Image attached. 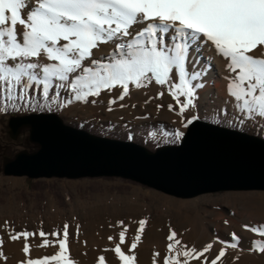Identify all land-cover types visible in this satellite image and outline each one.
<instances>
[{
    "label": "snow or ice",
    "instance_id": "snow-or-ice-1",
    "mask_svg": "<svg viewBox=\"0 0 264 264\" xmlns=\"http://www.w3.org/2000/svg\"><path fill=\"white\" fill-rule=\"evenodd\" d=\"M137 25L144 26L137 30ZM109 43L115 45L110 61L92 58L94 50ZM205 46L213 47L228 61L227 92L234 107L249 117L264 118V0H0V112L52 104L65 107L117 86L123 89L118 98L123 100L130 85L146 87L145 81L154 80L169 87L183 115L196 107L197 89L204 87L193 82L203 75V69L197 71L195 66ZM193 53L197 59L190 61ZM88 60L91 66H85ZM188 62L193 64L191 71L186 67ZM174 70L178 82L172 79ZM34 87L41 90L43 104L29 94ZM65 89L71 98L59 102ZM50 90L54 94L50 95ZM112 103L115 101H109ZM196 119L192 116L187 123ZM173 135L179 139L184 133L177 130ZM138 223L129 251L141 240L146 221ZM251 230L264 236V226ZM126 231H120V243L105 251H113L122 264H135V255H127L121 248ZM34 235L28 231L10 233V239L23 237L27 255L28 238ZM49 235L56 239H49ZM39 236V247L58 245V250L22 264H80L69 254L67 223L62 238L57 231H40ZM176 237L177 233L170 230L168 250L175 255L164 256L163 264H189L190 259L202 257L207 261L204 254L212 244L200 251L194 247L183 250L177 247L181 241ZM232 238L236 242L230 247L235 249L239 237L233 233ZM3 243L0 238V245ZM253 243L261 245L259 240ZM255 250L264 252V246ZM159 255L156 253L154 260ZM225 255V247H221L210 264H217ZM0 258L7 259L2 249ZM97 264H106L104 255L99 256Z\"/></svg>",
    "mask_w": 264,
    "mask_h": 264
},
{
    "label": "rangeland",
    "instance_id": "rangeland-1",
    "mask_svg": "<svg viewBox=\"0 0 264 264\" xmlns=\"http://www.w3.org/2000/svg\"><path fill=\"white\" fill-rule=\"evenodd\" d=\"M195 59L193 53L190 61ZM220 61L225 68L211 64V76L228 71V61L224 57ZM203 66L204 60L199 62V68ZM172 79L178 82L175 70ZM207 81H210L208 89H197L196 107L186 110L183 115L180 114L181 105L172 97L169 87L158 85L154 80L151 83L145 81L146 87L130 85L129 94L123 100L118 99L123 89L117 87L102 90L99 96H89L86 101H73L65 107L52 104L51 107L41 108V111L56 112L64 123L73 127L99 136L131 140L152 151L164 144H179L182 137L176 139L173 134L177 130L184 133L192 116L264 139V118L249 117L240 112L233 101L220 96L213 79L204 75L203 84ZM29 94L36 97L39 104L44 103L40 89H29ZM52 94L54 90H50ZM71 95L69 90H61L59 102L66 103ZM109 101L115 103L110 105ZM122 104L124 107H121ZM41 111L21 107L0 112V238L4 241L0 249L9 263L15 264L18 258L8 247L10 233H35L28 238L29 246L36 242L34 251L42 250L50 255V248H58V245L39 247L42 243L40 231L48 234L57 231L62 238L63 227L67 223L69 250L80 251L85 247L95 248L98 242L105 241H112L114 248L120 243V231L126 228L125 243L121 248L129 249L137 234L138 222L143 219L146 224L137 247L146 245L155 250L158 246L163 248L166 256L175 255L168 250L170 241L167 237L172 230L177 233L176 239L181 241L177 247L183 250L194 247L200 251L212 244L210 251L204 254L206 262L202 257L200 260L190 259L189 264H210L221 247H225L226 255L217 264H264V252L255 250L264 246V236L251 230L264 226V189L220 190L181 197L117 176L28 178L4 175L2 161L5 157H12L23 149L35 150L28 139L27 129L15 139L9 136L8 118L15 114ZM233 233L239 237L235 249L230 247L236 242L232 238ZM109 236L113 240H109ZM48 238L56 239L50 235ZM20 239L24 240L23 237ZM257 240L261 241V245H254ZM134 250H131L132 255ZM135 257L137 259V255Z\"/></svg>",
    "mask_w": 264,
    "mask_h": 264
},
{
    "label": "water",
    "instance_id": "water-1",
    "mask_svg": "<svg viewBox=\"0 0 264 264\" xmlns=\"http://www.w3.org/2000/svg\"><path fill=\"white\" fill-rule=\"evenodd\" d=\"M8 127L12 139L27 129L35 150L5 157L4 175L117 176L181 197L264 189V139L202 119L188 124L179 144L154 151L73 127L51 111L11 115Z\"/></svg>",
    "mask_w": 264,
    "mask_h": 264
},
{
    "label": "bare ground",
    "instance_id": "bare-ground-1",
    "mask_svg": "<svg viewBox=\"0 0 264 264\" xmlns=\"http://www.w3.org/2000/svg\"><path fill=\"white\" fill-rule=\"evenodd\" d=\"M143 26L144 25H137L136 29L138 30L139 28H142ZM113 52H115L114 43L102 44L98 50H94V56L92 58H99L105 61H110L112 59L111 54ZM199 55H200V58L197 60L195 70L200 71L203 69V75L201 76L199 81H194V83L199 82L203 84L202 78L204 77V75L207 76V78H212L213 84H215V88L217 89L220 96L222 95L224 98H227L234 102L233 98L229 96L227 89H225V85L228 82L226 77L229 75V72L228 71H223V73L219 72L215 75V77L211 76V74L209 73L211 64L212 65L215 64L217 68L218 67L225 68L224 63H221L220 61L222 56L217 54L214 48L211 46L203 47ZM202 57H204L205 59H203ZM202 60H204L205 66H203L200 69L199 62ZM84 63H85V66H91L90 60L85 61ZM186 67L191 71L193 68V64H190V62H188L186 64ZM203 85L204 87L198 89L199 91L208 89L210 87V81H207V83H204ZM115 88H113V90ZM9 242H10L8 243V247H10L9 250L14 251L18 257L17 262H16L17 264H22V262H25L28 259H39L46 255V253L42 252V250L34 251L36 242H34L35 244L33 243L30 245V251L27 255L23 252V247H24V242H25L23 239H18L16 241L10 240ZM113 246L114 245L112 244V241H105L104 243L98 242L95 248L85 247L81 249L80 251L72 249L69 252V254H70V257L75 258L76 260L80 261V264H97L98 258L101 255L105 256L106 264H122V262L119 260L116 254L113 253V251H110V250L105 251V249H112ZM157 247H155L156 249L154 250L151 247L146 246V245L144 246L138 245V247L135 248L133 252V255L135 256L137 255V259H136L137 263L135 264H163V257L166 256L167 253L164 252L163 248L161 247L157 248ZM57 250L58 248H50V255L54 254L55 251ZM122 250H124L127 255H132L131 251H129L128 248L123 247ZM156 253H159L160 255L156 257L154 260V256ZM139 254H142V255L140 256ZM0 264H12V263H9V260L7 259L5 260L3 258H0Z\"/></svg>",
    "mask_w": 264,
    "mask_h": 264
},
{
    "label": "trees",
    "instance_id": "trees-1",
    "mask_svg": "<svg viewBox=\"0 0 264 264\" xmlns=\"http://www.w3.org/2000/svg\"><path fill=\"white\" fill-rule=\"evenodd\" d=\"M34 103H35V101H34ZM32 108V110H35V111H41V107H39V106H36L34 109H33V107H31ZM11 113H13V111H10Z\"/></svg>",
    "mask_w": 264,
    "mask_h": 264
}]
</instances>
